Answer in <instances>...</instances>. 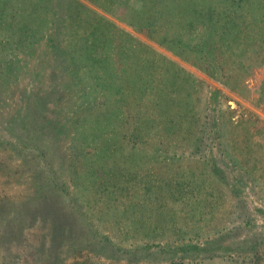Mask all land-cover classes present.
<instances>
[{
	"label": "rangeland",
	"instance_id": "rangeland-1",
	"mask_svg": "<svg viewBox=\"0 0 264 264\" xmlns=\"http://www.w3.org/2000/svg\"><path fill=\"white\" fill-rule=\"evenodd\" d=\"M195 1L0 0V264H264V0Z\"/></svg>",
	"mask_w": 264,
	"mask_h": 264
},
{
	"label": "trees",
	"instance_id": "trees-1",
	"mask_svg": "<svg viewBox=\"0 0 264 264\" xmlns=\"http://www.w3.org/2000/svg\"><path fill=\"white\" fill-rule=\"evenodd\" d=\"M150 1L153 3V5H152L154 7L153 10L157 12L156 16L152 14L154 21L156 22V25L159 28V31H160V29H162L160 33H158V29H157L156 33L160 35V37L163 39L164 43L166 40H167V42H170L172 44L174 43L173 39H169V38H170V36H172L176 33L177 29L176 28L173 30H170V29L172 27H174L176 24H178L179 21L182 20V18H184L185 16H187L189 14L191 16L190 21L192 20L191 25H189L190 26V34H193V32H194L193 26H194L195 21H199V20L204 21V19L207 16L211 15L209 17V22H208L210 31H208L206 33V35L200 34L202 37V45L199 46V45L194 44L193 46H194L195 50L200 49L201 52H204L205 55H212V53L215 52L214 51L215 46H217V43H219V42H220V44H224V43L229 44L228 47L232 46V43H233L232 38H234L235 35L231 38V35H232L231 23L232 22L230 20L225 22L224 24H221L222 29L219 32V39H216V37H215V33H216L215 31H217V29H219L220 27H219V23L216 20L213 21V16H215V11H216V8H218V6L216 8H213L212 2L201 3V1H199V2L195 1L192 4V3L186 2V0H150ZM23 4H24V2L18 3V6H19L18 8L23 9ZM216 4H218V2H216ZM202 5H203V8H207V9L202 10ZM0 7H1L0 8V41H1L2 39H4L3 37L5 36V33L3 32L4 29L2 27L5 23V16L9 17V15L5 11V9L7 7V3L0 4ZM195 7L197 8L196 10L194 9ZM241 7H242L241 5L238 6V8H241ZM235 13H236V11H235ZM9 24H11V23H9ZM9 24H7L6 26H8ZM234 24L238 25L237 22H235ZM195 29L196 28L194 27V30ZM151 36L153 38H155L154 34H151ZM158 40H160V39H158ZM191 42L192 41L190 40V38L187 37L183 41V43L179 44L180 46L175 47V46L171 45L170 48H172L174 50H176V49L179 50V48L182 47L183 49L189 50L192 53L195 51H191L190 49L183 47V44L185 46L186 44H190ZM214 42H215V44H214ZM207 46L210 47L211 49H208ZM192 50H194V49H192ZM208 52H210V53H208ZM202 58H205V57H202ZM220 66L222 67V65H219L218 68H220ZM204 68H206V67H204ZM216 68H217V66H216ZM41 200H42V198H41ZM43 202L45 205L46 204L48 205V202L46 199H44Z\"/></svg>",
	"mask_w": 264,
	"mask_h": 264
}]
</instances>
